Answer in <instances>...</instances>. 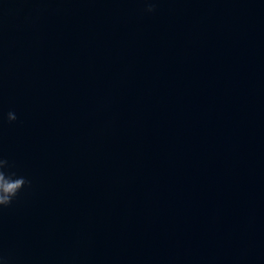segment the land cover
Masks as SVG:
<instances>
[{"label":"water","instance_id":"obj_1","mask_svg":"<svg viewBox=\"0 0 264 264\" xmlns=\"http://www.w3.org/2000/svg\"><path fill=\"white\" fill-rule=\"evenodd\" d=\"M0 157V264H264V0H0Z\"/></svg>","mask_w":264,"mask_h":264},{"label":"clouds","instance_id":"obj_2","mask_svg":"<svg viewBox=\"0 0 264 264\" xmlns=\"http://www.w3.org/2000/svg\"><path fill=\"white\" fill-rule=\"evenodd\" d=\"M146 10L149 12L153 11L154 5L148 4ZM6 115L7 120L10 122L17 119L13 111H9ZM10 167L9 161L0 157V206L3 207L9 206L14 198L17 197L21 188L30 183L23 176H17L14 172L5 171V169Z\"/></svg>","mask_w":264,"mask_h":264}]
</instances>
